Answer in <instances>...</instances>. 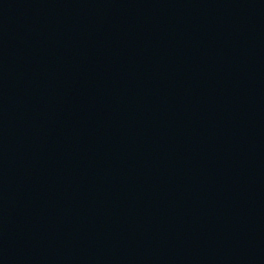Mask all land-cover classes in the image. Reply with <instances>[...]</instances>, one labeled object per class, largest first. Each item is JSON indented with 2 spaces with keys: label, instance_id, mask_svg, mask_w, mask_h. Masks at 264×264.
Listing matches in <instances>:
<instances>
[{
  "label": "water",
  "instance_id": "95a60500",
  "mask_svg": "<svg viewBox=\"0 0 264 264\" xmlns=\"http://www.w3.org/2000/svg\"><path fill=\"white\" fill-rule=\"evenodd\" d=\"M0 264H264V0H0Z\"/></svg>",
  "mask_w": 264,
  "mask_h": 264
}]
</instances>
